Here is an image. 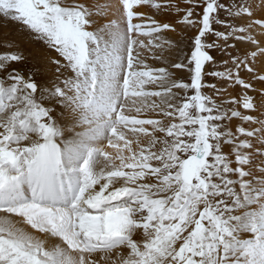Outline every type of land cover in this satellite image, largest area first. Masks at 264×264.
Instances as JSON below:
<instances>
[{"label":"snow or ice","instance_id":"6c2138e0","mask_svg":"<svg viewBox=\"0 0 264 264\" xmlns=\"http://www.w3.org/2000/svg\"><path fill=\"white\" fill-rule=\"evenodd\" d=\"M0 264H264V0H0Z\"/></svg>","mask_w":264,"mask_h":264}]
</instances>
